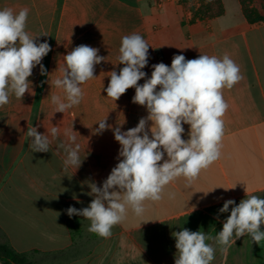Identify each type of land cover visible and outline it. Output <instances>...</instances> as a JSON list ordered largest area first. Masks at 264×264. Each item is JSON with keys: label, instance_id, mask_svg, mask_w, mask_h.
<instances>
[{"label": "crops", "instance_id": "crops-1", "mask_svg": "<svg viewBox=\"0 0 264 264\" xmlns=\"http://www.w3.org/2000/svg\"><path fill=\"white\" fill-rule=\"evenodd\" d=\"M223 3L222 16L198 20L191 12L182 13L179 0H0V9H29L25 30L33 37L48 35L37 37V43L52 37L56 43L41 62L47 75L38 65L28 78L35 95L26 92L22 100L12 95L0 107V239L32 264H175L173 232L186 228L215 236L231 212L232 206L219 212L226 200L238 205L246 190L264 198V22L251 23L240 4L230 13ZM133 33L150 46L145 79L152 65L170 67L180 54L186 60L227 54L242 79L223 89L229 107L220 158L191 187L183 177L171 182L160 201L145 202L142 216L129 209L126 220L102 238L88 231V219L69 217L67 209L88 207L94 198L88 195L89 183L102 187L122 159L113 131L96 133L97 122L107 116V124L127 131L148 115L146 107L132 102L134 88L116 101L105 91L110 72L119 74L123 67L118 64L122 37ZM79 45L97 48L106 61L95 66L96 78L81 85V103L55 112L51 97L63 99L64 92L52 82L62 76L63 57ZM32 126L49 136V152L32 151L26 134ZM53 126L59 130L55 137ZM183 127L187 140L190 126ZM66 132L76 136L74 143ZM61 144L79 145L83 161L78 169L65 167ZM212 264H264V241L259 245L245 235L227 252L216 245Z\"/></svg>", "mask_w": 264, "mask_h": 264}, {"label": "clouds", "instance_id": "clouds-1", "mask_svg": "<svg viewBox=\"0 0 264 264\" xmlns=\"http://www.w3.org/2000/svg\"><path fill=\"white\" fill-rule=\"evenodd\" d=\"M28 13L27 8L18 13L11 8L0 9V107L8 104L12 95L17 100H22L26 92L35 95L32 87L29 90L28 78L36 66H40L42 75H47L41 62L51 46L47 41L37 43L36 38L48 35H29L25 30ZM149 47L140 34L122 37L118 64L123 67L119 74L115 70L110 72V82L105 89L107 97L116 101L129 88H134L132 102L146 107L147 117L127 131L107 124V116L97 122L96 133L113 131L115 141L121 146L119 158L122 159L102 187L89 183L88 195L94 198L88 207L67 209L69 217L77 215L88 219V231L102 238H109L112 228L126 220L129 209L135 216H142L145 202L160 201L171 182L183 177L185 186L191 187L200 173L220 158L223 117L229 107L223 89L233 88L242 79L239 66L227 54L222 59L201 54L190 60L182 54L174 55L170 67L162 62L154 64L151 77L145 79L147 74L142 69L148 65ZM98 51L79 45L63 57L62 76L52 82L64 92L63 99L58 95L51 97L55 112L65 113L81 103L84 96L81 85L96 78L95 66L106 61ZM142 79L145 82L141 85L138 82ZM184 124L190 126L187 140L182 139ZM58 131V127L53 126L51 135L55 137ZM26 134L32 138L33 152H49L51 141L47 134L39 133L33 126L28 127ZM65 135L75 142V135L67 132ZM59 147L66 153L65 167L78 169L83 161L79 145L61 144ZM230 206V215L215 236L186 228L172 233L176 241L175 264H212L216 245L221 252H227L245 235L259 245L264 241V198L246 190V198L238 205L232 199L226 200L219 212L227 213Z\"/></svg>", "mask_w": 264, "mask_h": 264}, {"label": "trees", "instance_id": "trees-1", "mask_svg": "<svg viewBox=\"0 0 264 264\" xmlns=\"http://www.w3.org/2000/svg\"><path fill=\"white\" fill-rule=\"evenodd\" d=\"M193 0H181L183 5H189ZM195 1V0H194ZM200 6L191 3L190 10L194 14V19H214L224 13L222 0H197ZM245 17L251 23L261 21L260 18L253 19L249 12L245 11ZM0 261L3 264H32L26 255L16 252L8 242L0 239Z\"/></svg>", "mask_w": 264, "mask_h": 264}, {"label": "rangeland", "instance_id": "rangeland-1", "mask_svg": "<svg viewBox=\"0 0 264 264\" xmlns=\"http://www.w3.org/2000/svg\"><path fill=\"white\" fill-rule=\"evenodd\" d=\"M181 2V0H179ZM191 3H195L197 8L200 6V3L197 0H193L190 2L189 5H181L182 13L185 15V12H191V15L194 16L193 12L190 11ZM228 11L231 13L234 11L233 7H236L237 4H240L243 14L245 15V11L249 12L253 19L260 18V22H264V0H226ZM223 8L224 3L222 0ZM160 8H163L160 6ZM50 46H55V39L54 37L49 39ZM102 39L100 42L102 44ZM99 40H97V43ZM55 75V74H54Z\"/></svg>", "mask_w": 264, "mask_h": 264}]
</instances>
